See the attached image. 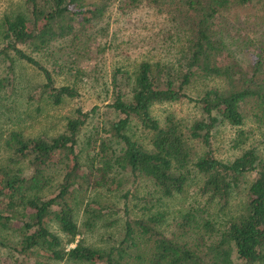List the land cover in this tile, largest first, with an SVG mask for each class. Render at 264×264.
<instances>
[{"label": "trees", "instance_id": "1", "mask_svg": "<svg viewBox=\"0 0 264 264\" xmlns=\"http://www.w3.org/2000/svg\"><path fill=\"white\" fill-rule=\"evenodd\" d=\"M24 1L27 13L6 16L0 25V58L10 63V71L13 55L35 66L46 80L38 89L39 98L56 106L79 93L71 86H57L52 70L35 54L66 39L82 58L91 38L90 28L105 18L111 6L117 4L126 12L148 4L167 13L183 34L187 48L174 62L148 59L142 60L133 74L123 68L116 70L109 107L118 118L104 128L106 135L86 159H82L79 134L96 108H77L57 136L34 137L20 129L0 130V152L6 155V162L0 166V264L262 261L264 159L255 149L233 161L218 158L212 131L223 122L241 127L249 103L264 117V0ZM237 21L251 25L244 27L246 34L237 31V36H232ZM197 75L211 76L220 86L212 87L200 98L192 97L186 89ZM9 80L8 76L3 84L8 86ZM185 98L200 104L202 110L193 123L171 112L163 120L154 114L155 106ZM240 131L237 139L244 134ZM24 163L29 173L21 166ZM58 164L65 173L55 185L52 170ZM251 171L257 174L249 187L244 211L225 221L211 217L208 210L203 213L191 208L178 220L175 235L169 236L162 228L163 212L133 217L125 209V232L117 245L109 249L82 241L69 249L65 245L75 242L80 232L71 202L77 189L117 191L127 178L143 177L151 179L164 197H172L200 176L201 190L209 195V201L225 208ZM99 206L86 208L89 227L104 215L107 206ZM54 226L64 233L66 241ZM10 232L13 235L7 236ZM4 254L7 257L3 260Z\"/></svg>", "mask_w": 264, "mask_h": 264}, {"label": "rangeland", "instance_id": "2", "mask_svg": "<svg viewBox=\"0 0 264 264\" xmlns=\"http://www.w3.org/2000/svg\"><path fill=\"white\" fill-rule=\"evenodd\" d=\"M17 13H27L24 0H0V25L4 17ZM82 23L81 20V27ZM175 26L167 13L159 12L154 6L142 4L123 12L116 4L111 6L102 21L90 28L91 38L83 50L82 58H78L77 50L66 39L57 40L49 50L35 54L52 70L57 86H71L79 93L77 97L67 98L59 106L39 98L38 89L46 80L35 66L13 55V70L10 71V63L0 58V130L7 132L20 129L34 137L57 136L64 131L67 118L74 116L77 108L81 107L85 111L96 108L79 134L82 159H86L97 148L101 136L106 135L104 128L118 118L117 113L109 107L113 102L116 70L123 68L133 74L142 60L176 61L187 48V43ZM245 26L251 25L237 21L232 36H237V31L241 35L246 34ZM232 27L230 25L228 28ZM23 48L32 52L30 46L24 45ZM245 55L247 57L248 53ZM8 76L10 80L6 86L3 83ZM216 86H220L218 80L211 76L197 75L187 86L186 92L200 98ZM169 112L175 113L188 124L202 115L200 104L186 98L154 107V114L162 120ZM240 130L244 134L241 139H237ZM97 131L101 134L98 135ZM212 145L215 156L226 161L235 160L249 149H255L264 159L263 115L256 112L253 103H249L244 112V124L237 127L225 122L219 123L212 131ZM5 162L6 155L0 152V166ZM21 166L30 172L27 163ZM52 172L55 173L54 183L58 185L65 170L58 164ZM256 174V171H251L245 176L225 208L222 204L209 201V195L201 190L200 176L191 179L182 193L172 197H164L151 179L143 177L127 178L124 186L117 191L77 189L71 196V202L75 207L80 232L75 242L64 243L67 249L75 247L79 241L101 249L117 245L125 232V209H129L133 217H147L163 212L165 221L162 228L169 236L175 235L178 220L191 208H198L202 212L208 210L211 217L225 221L244 211L249 187ZM99 204L107 206L104 215L89 227L86 221L90 214L86 208L88 205L99 208ZM53 229L66 241L67 238L57 226ZM6 257L4 254L2 259ZM60 264L85 263L64 261ZM256 264H264V259Z\"/></svg>", "mask_w": 264, "mask_h": 264}]
</instances>
